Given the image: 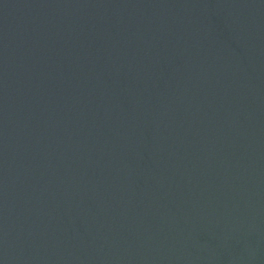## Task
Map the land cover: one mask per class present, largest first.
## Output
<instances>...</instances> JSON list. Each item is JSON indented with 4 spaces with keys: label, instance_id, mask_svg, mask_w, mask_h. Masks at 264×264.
Here are the masks:
<instances>
[{
    "label": "water",
    "instance_id": "95a60500",
    "mask_svg": "<svg viewBox=\"0 0 264 264\" xmlns=\"http://www.w3.org/2000/svg\"><path fill=\"white\" fill-rule=\"evenodd\" d=\"M0 264H264V0H0Z\"/></svg>",
    "mask_w": 264,
    "mask_h": 264
}]
</instances>
